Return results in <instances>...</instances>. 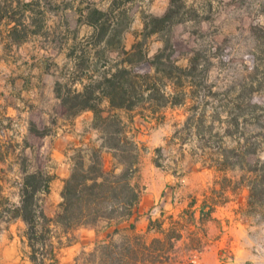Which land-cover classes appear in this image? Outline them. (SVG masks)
Returning a JSON list of instances; mask_svg holds the SVG:
<instances>
[{"label": "trees", "instance_id": "obj_1", "mask_svg": "<svg viewBox=\"0 0 264 264\" xmlns=\"http://www.w3.org/2000/svg\"><path fill=\"white\" fill-rule=\"evenodd\" d=\"M36 2L24 3V10L32 13ZM185 3V0H170L163 15L144 16L143 30L136 34L137 39H142L136 40L129 50L123 44V35L130 28L131 20L127 17L128 10L116 0L111 1L106 11L92 9L85 21L80 20L92 32L79 44V55L73 51V57L70 56L74 60L71 67L74 76L65 84L55 83L57 107L61 117L70 119L91 111L92 127L98 131L101 142L99 146L74 151L70 174L64 180L62 200L54 217H48L44 210L55 178L51 161L43 157L41 150L48 131L32 118L26 137L19 142L14 134L7 137L0 125V163L3 165L0 168V225L22 221L23 253L31 264H59L58 252L76 241V230L91 227L99 231L113 225L107 238L90 251L82 250L74 258V264H195L194 252L203 250L205 244L203 224L211 217L216 204L211 199L199 207L198 218L192 209L196 204L193 200L177 216L160 208L158 217L149 220L145 233H137L133 222L128 227H119L135 216L141 196L136 180L146 147L136 140L131 127L133 112L140 109L141 115L158 119V109L183 104V99L166 92V85L158 75L162 71L169 79L173 70H182L177 62L186 53L176 46L174 27L184 21ZM2 10L0 5L1 22L7 18L1 15ZM125 17L121 27L118 18ZM154 35L163 45L150 56L146 40ZM159 65L164 68L160 69ZM180 85L184 89L183 82ZM239 104L241 110L249 106L258 112V102L251 99L245 105L241 98ZM259 117L264 118L263 113L255 117L260 128L256 141H247L248 145L236 142L232 148L217 152L214 164L205 163L206 168L217 173L232 168L245 173L241 181L248 188L247 214L264 204V122L260 123ZM233 124L236 126L237 118ZM209 129L213 131L212 126ZM106 154L110 155V162ZM155 164L160 166L156 161ZM10 174L15 175L12 182ZM8 184L16 188L15 198Z\"/></svg>", "mask_w": 264, "mask_h": 264}, {"label": "rangeland", "instance_id": "obj_2", "mask_svg": "<svg viewBox=\"0 0 264 264\" xmlns=\"http://www.w3.org/2000/svg\"><path fill=\"white\" fill-rule=\"evenodd\" d=\"M28 1L32 0H0L1 15L7 17L0 21V35H7L13 45L9 55L15 59L13 65L17 60L20 65L25 62L26 69L34 68L33 82H39L40 89L29 94L36 100L32 102L35 105L32 118L43 124L50 134L56 120H66H60V126L72 120L59 115L55 83L65 84L74 76L71 68L74 60L70 56L73 57V51L76 52L92 32L91 27L80 22L85 21L92 9L106 11L112 0H38L32 13L23 8ZM116 2L128 10L127 17L131 20L130 28L123 35V44L129 50L136 40L142 39H137L136 34L143 30V17L163 15L170 0ZM185 2L184 21L174 27L176 46L186 53L177 62L182 70H173L169 79L162 71L158 75L166 85V92L183 99V104L158 109V119L141 115L140 109L133 112L138 116L140 129L143 126V131L152 136L150 139L142 137L146 150L136 181L143 190L145 183L165 176L163 170L172 167L181 171L187 191H195L199 197L209 196L213 203L223 205L206 226L211 247L195 264H264V204L247 214L248 188L241 181L245 173L236 168L219 173L206 168L214 164L216 153H222L225 147L232 148L236 142L248 145L247 141H256L260 128L255 117L264 115V0ZM119 20L121 27L124 26L126 17ZM146 45L153 56L163 43L154 35L146 40ZM159 68L164 66L159 65ZM241 98L245 105L249 104V99L258 102V112L249 106L241 110ZM259 121L263 123L264 118L259 117ZM47 148L42 151L44 158L50 155ZM9 177L12 182L15 175ZM175 184L181 186L180 182ZM10 185L15 198L16 188ZM170 208L173 207L169 203ZM159 209V204L153 205L149 215H158ZM9 228V225H0V264L20 263L19 257L24 251L19 240L23 225L12 223ZM70 259L68 253L63 264H74Z\"/></svg>", "mask_w": 264, "mask_h": 264}, {"label": "crops", "instance_id": "obj_3", "mask_svg": "<svg viewBox=\"0 0 264 264\" xmlns=\"http://www.w3.org/2000/svg\"><path fill=\"white\" fill-rule=\"evenodd\" d=\"M12 48L13 45L8 40L7 35H0V122L2 123L0 125H2L1 129L5 132L7 137L14 134V138L22 142L28 133L29 124L32 119V108L35 107L32 102H36L29 94L38 92L40 83L33 82L32 74L34 68L29 66L26 69L27 64L23 62V64L20 65V61L18 62L17 60L16 65L12 64V61L15 62V59L9 56ZM23 61H25L24 57ZM55 100L58 102V98L55 97ZM137 117V115H134V121L131 127L135 133L136 140L146 147V143L142 137L145 136L150 139L152 136L148 135V131H146V133L143 131V126H141L140 129ZM60 120L64 119L56 120L54 124L55 128L52 130L53 134L50 133L44 137L43 146L41 148L43 151L49 146V149H47L50 151L49 159L52 165L51 172L55 175L51 183V191L47 195L44 203V210L48 217H54L58 211L59 204L62 200L61 191L64 180L70 174L72 165L71 157L74 151L81 147L99 146L101 142L98 131L92 127L93 113L91 111L82 112L72 120L67 121L68 124L66 125L62 124V126H60ZM106 157L111 160L109 154H106ZM163 171L164 174H166L165 176L162 175V177H158L152 183H145L146 188H143V190L141 189L140 201L136 208L135 216L129 222L119 224V227H128L129 223L133 222L137 233H145L149 225V220L158 217V215H149V209L155 204H159L160 208L165 213L177 216L183 209L188 207L191 201L195 200L196 204L192 209L196 210L195 215L198 218L199 207L204 201L209 202V196L203 195L199 197L197 192L187 191L188 187L183 184L185 183V178L180 174V170L176 171L171 167ZM176 182H180L181 186H176ZM169 203L173 208L168 209ZM221 206L220 204H215L214 210L211 212V217L206 219L203 224L205 231L207 224L210 223L212 219L216 218L215 213ZM14 223L23 225L20 220ZM9 226L10 230L12 224ZM114 227V225L105 227L99 231L91 227H83L76 230V241L69 246L61 248L58 252L59 264H63V260L68 253L71 256L70 260H74L82 249H91L97 240L106 239ZM191 228H193V226H191ZM9 235L11 239L14 238L13 232ZM22 239L23 237L20 235L19 240L21 244ZM211 243V240L206 236L203 250L194 252L193 258L195 263L196 260L200 259L199 256H202L204 252L208 250V247H211ZM19 259L20 263L18 264H31L23 253Z\"/></svg>", "mask_w": 264, "mask_h": 264}]
</instances>
